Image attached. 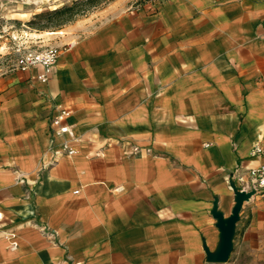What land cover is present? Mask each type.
<instances>
[{
  "label": "crops",
  "instance_id": "crops-1",
  "mask_svg": "<svg viewBox=\"0 0 264 264\" xmlns=\"http://www.w3.org/2000/svg\"><path fill=\"white\" fill-rule=\"evenodd\" d=\"M75 25L47 82L0 74V264H264V191L211 258L215 203L228 219L264 164V0H111Z\"/></svg>",
  "mask_w": 264,
  "mask_h": 264
},
{
  "label": "rangeland",
  "instance_id": "rangeland-1",
  "mask_svg": "<svg viewBox=\"0 0 264 264\" xmlns=\"http://www.w3.org/2000/svg\"><path fill=\"white\" fill-rule=\"evenodd\" d=\"M0 0V74L17 70L27 49L51 45L60 34H73L75 24L111 0ZM73 7L62 14L56 9ZM38 14H44L39 15Z\"/></svg>",
  "mask_w": 264,
  "mask_h": 264
},
{
  "label": "built area",
  "instance_id": "built-area-1",
  "mask_svg": "<svg viewBox=\"0 0 264 264\" xmlns=\"http://www.w3.org/2000/svg\"><path fill=\"white\" fill-rule=\"evenodd\" d=\"M152 3L165 2L170 0H146ZM61 53V48L58 45H49L39 49H27L22 56V59L17 67L19 70H27L31 67L41 66L43 71L37 75V78L47 82L50 79L51 74L57 64L58 58ZM71 111L69 109H60L56 115L52 117V123L57 127L55 134L58 136L73 137L72 128L65 123L67 117H69ZM69 151L72 148L66 145ZM263 151L262 146L254 145L252 153H261ZM248 177L244 173H237L234 179L235 191L252 193L250 197L255 194L262 193L264 191V164H259L253 167L243 168ZM249 197V198H250ZM246 201V200H245ZM5 238L12 240V244L16 245V235L14 233H8Z\"/></svg>",
  "mask_w": 264,
  "mask_h": 264
},
{
  "label": "water",
  "instance_id": "water-1",
  "mask_svg": "<svg viewBox=\"0 0 264 264\" xmlns=\"http://www.w3.org/2000/svg\"><path fill=\"white\" fill-rule=\"evenodd\" d=\"M251 195L252 193L235 191L236 204L233 208L232 215L228 219H225L223 214L218 211L217 204L215 203L212 213L213 216L218 220V226L222 231L223 243L220 251L215 256L211 255V258L217 260H226L229 257L233 248V237L236 222L239 219V212L244 201L249 199Z\"/></svg>",
  "mask_w": 264,
  "mask_h": 264
},
{
  "label": "trees",
  "instance_id": "trees-1",
  "mask_svg": "<svg viewBox=\"0 0 264 264\" xmlns=\"http://www.w3.org/2000/svg\"><path fill=\"white\" fill-rule=\"evenodd\" d=\"M97 1H99V0H92L91 2H97ZM73 7H67V6H65V7H63V8H60V9H56L55 11H54V14H62V13H64V12H66V11H68V10H71ZM39 15H44V14H38V16Z\"/></svg>",
  "mask_w": 264,
  "mask_h": 264
}]
</instances>
